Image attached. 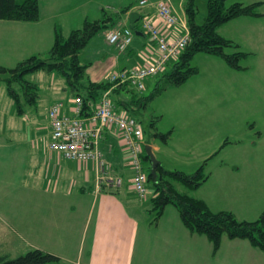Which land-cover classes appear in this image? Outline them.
<instances>
[{"label":"rangeland","instance_id":"1","mask_svg":"<svg viewBox=\"0 0 264 264\" xmlns=\"http://www.w3.org/2000/svg\"><path fill=\"white\" fill-rule=\"evenodd\" d=\"M153 1L156 0H147L148 3ZM171 1L184 15L182 7L188 0ZM208 1L195 0L198 22L206 16ZM233 1L236 0H228L229 3ZM239 1L250 3L257 0ZM139 3L140 0H91L89 3L85 0H41L44 20L39 26L45 34L42 33L40 38L35 28L29 36L27 32H21L22 28L17 25L25 24L23 21L0 20V65L14 67L34 53L43 57L49 55L54 42L50 34L54 29L48 27L49 12L53 14L56 9H65L64 16L59 17L58 29L68 36L72 29L83 27L87 18H101L103 12L95 11L101 5L109 14L115 15L117 6L123 9L131 4L129 9L134 11L139 9ZM257 10L263 15L241 16L221 24L217 29L221 35L239 43L240 50L249 52L240 60L244 68L231 67L221 56L197 52L191 61L193 66L198 67L197 73L180 85L167 84L144 111L134 113L142 119L145 139L158 146L154 154L166 169L191 174L207 160L205 170L210 176L199 186L194 197L204 199L212 210H230L237 218L246 220H256L264 213V3ZM105 39L104 31L98 32L80 52V61L86 64V74L81 83L76 82L70 69L67 73L39 69L26 74L28 80L39 84L40 94L36 104H30L22 97L23 105L28 108L23 115L16 112V103L8 93V85L0 78V254L16 257L37 248L27 240L42 246L40 249L53 248L66 254L78 248L83 236L84 206L74 204L70 209L68 198L57 191L55 194L39 193L34 204L19 195L22 190H28L22 188L20 182L29 173L28 159L21 150L31 147V132L26 129L31 130L29 121L38 120L36 125L39 129L36 131H39L40 137L43 132L46 136L42 126L46 124L50 105L56 100L71 101L74 98L73 83L82 89L90 81L108 79L106 56L110 57V46ZM235 50L233 47L226 49L227 52ZM171 63L165 67L167 72L172 68ZM158 84L160 87L164 84L161 73L147 77L141 94L151 95ZM13 87L22 92L17 82L13 83ZM111 98L115 101L118 95L114 93ZM125 112L130 114L127 110ZM5 120L15 130L4 126ZM22 126L24 132H20ZM155 131L169 133L167 141L153 135ZM144 164L148 170L151 161ZM167 178L176 188L185 187L173 176L168 175ZM23 180L27 181L26 178ZM152 187L149 183V188ZM73 201H76L74 196ZM139 202L143 203L140 209L130 206L140 222L142 233L134 264H169L160 258V253L154 249L155 244L148 243L150 239H157L143 233L145 229L154 232L156 227L153 203L150 198ZM16 215H42L41 220H35L38 228L33 237L25 235L26 238L21 240L15 229ZM53 215H63L62 222H67V227L53 226ZM232 241L249 243L247 239L240 238ZM224 242L223 238L222 246ZM147 248L152 251L151 254ZM154 254L157 255L155 260ZM222 255L224 253L220 252L217 258L221 259ZM261 255L264 257V252ZM256 259L263 261L260 257L251 261Z\"/></svg>","mask_w":264,"mask_h":264},{"label":"crops","instance_id":"2","mask_svg":"<svg viewBox=\"0 0 264 264\" xmlns=\"http://www.w3.org/2000/svg\"><path fill=\"white\" fill-rule=\"evenodd\" d=\"M90 1L85 0L88 3ZM39 3L41 7L39 20L23 21L25 24L17 25L20 29L22 28L21 32H27V36L31 34L34 28L37 30L36 34L39 38L44 33L39 26L40 24L41 26L43 25L44 20L41 0H39ZM156 3L157 0L146 4L144 7L139 5V9L134 10L146 11L155 17ZM171 3L182 19L186 20L185 13L184 15L181 14L176 9L175 4L172 1ZM121 7L117 6L115 8V13L119 14L120 17L115 25L118 23L129 24V15L133 9H129L126 14H123L120 13ZM52 8L55 9L54 7ZM182 9L185 11V4H183ZM64 10L56 9L53 14L48 13L51 15L48 27L54 29L50 33L51 38H55V32L59 24L58 20L59 17L64 16ZM98 10L103 12L106 9L101 5L95 11L98 12ZM139 27L140 29H138L133 43L124 51H119L108 43L105 39L106 30L104 31V39L110 46V57L106 56L108 77L114 71L152 61L157 57L158 49L156 45L150 41L149 35L141 30L140 24ZM174 30L181 32V27L170 29L163 27V31L168 35L173 34ZM72 105V101L67 103L65 108L67 113L73 112L71 110ZM43 120H45V117ZM29 122L31 123V130L29 128L26 129L28 133L31 132V147L25 151L21 150L22 155L24 153L28 159L29 173L24 176L27 181L24 182L23 178L20 182L21 187L28 190H22L19 195L25 196L27 202L30 201V203L34 204V199L39 196V193L48 192L55 194L57 191L68 198L70 209H73L74 204L76 206L82 204L85 209L82 221L83 236L78 248L68 254L53 248H43L60 257V260L49 264H64L65 262L68 264H134L136 247L139 236L142 233L140 234V222L135 218L130 206L135 210L140 209L143 203L139 201H145L150 198L153 188H149V195L145 199H140L136 194L132 184L129 155L119 133L113 129H108L102 142V149L107 159L113 163L117 174L123 177V184L118 188L104 185L98 189L93 162L67 160L59 152L47 147L45 139L48 140L50 134L48 114L46 115V124L44 127L42 126V131L47 132L46 136H44L45 133L43 132L42 134L44 135L40 137L39 131H36L39 129L38 125H36L39 122L38 120L32 119ZM4 126H7L10 130H15L13 125L6 122V120ZM20 132H24V126H22ZM147 143L152 146L153 151L158 148L150 141ZM184 186L183 189H177L192 196L196 195L195 192L199 188H190L185 184ZM73 196L76 201H73ZM62 216L53 215V218H51L53 226L59 228L67 227V222L65 224L62 222ZM41 217L42 215H16L17 226H15V229L21 240L26 238L25 235L32 237L35 235V230L38 228L35 220H41ZM10 219L13 218L11 217ZM153 230L154 232L150 231V229H145L143 233L147 237H155L157 239H150L148 243L149 245L155 244L154 249L160 253V258L169 264H264V257L261 255L263 252L249 241V243H231L235 239L224 237L223 246L221 245L219 251L214 254L213 244L210 240L205 235L191 233L183 225L179 211L173 205L166 207L164 214ZM27 241L30 245L42 248V246L34 244L31 240ZM147 249L151 254L152 251L149 248ZM220 252H223L224 255L221 256V259H218ZM156 257L157 255L154 254L153 259L155 260ZM254 257H260L263 261H258L257 259L256 261H251Z\"/></svg>","mask_w":264,"mask_h":264},{"label":"trees","instance_id":"3","mask_svg":"<svg viewBox=\"0 0 264 264\" xmlns=\"http://www.w3.org/2000/svg\"><path fill=\"white\" fill-rule=\"evenodd\" d=\"M263 3L262 0L250 3L239 0L231 3L228 0H209L206 16L202 22H198L195 0H188L185 3V13L190 27V41L176 58H172L167 63L168 65L172 62L171 70L167 72L165 68L160 72L164 84L161 87L158 84L151 95L145 96L141 94L143 89L139 90L129 82L117 84L116 80L110 77L104 81H90L82 89L73 83L74 95H80L83 98L81 115L90 114L103 92L110 90L111 95L114 93L118 95V99L114 101L115 109L124 112L127 110L130 114L126 113L133 116L143 127L142 119L134 116V113L144 111L148 103L160 95L167 84L180 85L197 73L198 67L191 63L197 52L203 51L221 56L231 67L244 68L240 60L249 52L240 50L239 43L221 35L217 29L221 24L241 16H262L263 13L257 9ZM130 7L131 4L125 6L120 13L125 14ZM40 12L39 0H0V19L37 21L40 18ZM119 18V14H109L104 10L101 18H87L83 27L72 29L68 36L56 29L54 42L47 57L34 53L14 67L0 65V74H6L4 77L0 75V78L2 77L8 85V93L16 103V112L19 115L25 114L28 108L23 105L22 99H26L30 104H36L40 94L39 84L26 78L29 72L45 69L50 72L67 73L70 69L76 82L81 83L86 74V64L81 63L80 52L95 34L111 29ZM139 24L138 21L135 25L136 29H140ZM230 47L237 50L227 52L226 49ZM15 82L21 85V93L13 87ZM152 125L154 126V122ZM153 135L161 136L164 141H167L169 133L155 131ZM48 140L46 139L47 143ZM142 160L146 164L151 161L146 151L143 153ZM206 163L207 160L194 173L188 174L181 170H168L160 161L156 165V176L151 173V166L148 165L149 183L153 185L150 200L153 203L152 209L156 212L155 224L164 214L166 207L173 205L178 209L183 225L191 233L205 235L210 240L214 254L219 251L224 236L229 239H247L253 246L264 252V213L256 220H246L237 218L230 210H212L204 199L178 190L167 178L170 175L190 188H198L210 176L205 170ZM58 260H60L59 256L40 248L28 250L16 257L0 254V264H49Z\"/></svg>","mask_w":264,"mask_h":264},{"label":"built area","instance_id":"4","mask_svg":"<svg viewBox=\"0 0 264 264\" xmlns=\"http://www.w3.org/2000/svg\"><path fill=\"white\" fill-rule=\"evenodd\" d=\"M145 3L146 0H141V4ZM141 24L158 49L157 57L110 75V79L116 80L117 84L129 82L139 90L145 88L147 77L163 71L167 63L176 58L190 41L187 22L174 9L170 0L157 2L155 17L143 12ZM163 27H181V32L174 30L173 34L168 35ZM106 38L119 51H123L132 43L134 32L127 26L113 28L107 32ZM72 102V114L65 111L66 103L63 100L51 104V132L47 147L59 152L67 160L93 162L98 189L104 185L120 187L123 177L115 173L112 162L105 157L101 147L105 132L108 129L117 131L129 155L133 188L141 199H145L149 188L148 174L142 160L145 144L142 125L134 117L115 110L110 90L103 92L88 115H81L83 98L80 95L75 96Z\"/></svg>","mask_w":264,"mask_h":264},{"label":"water","instance_id":"5","mask_svg":"<svg viewBox=\"0 0 264 264\" xmlns=\"http://www.w3.org/2000/svg\"><path fill=\"white\" fill-rule=\"evenodd\" d=\"M139 18H140L139 12H137V11L131 12L129 15V26L131 28H135V23L139 20ZM145 149H146V153L150 156V159L152 161L151 173H153L154 176H156V165L160 161H159V159L156 158V156L153 152L152 146L150 144H146Z\"/></svg>","mask_w":264,"mask_h":264}]
</instances>
